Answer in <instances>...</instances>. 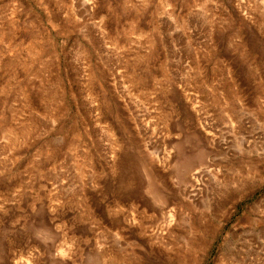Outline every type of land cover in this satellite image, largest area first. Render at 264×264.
I'll return each instance as SVG.
<instances>
[{
	"label": "rangeland",
	"instance_id": "374dc122",
	"mask_svg": "<svg viewBox=\"0 0 264 264\" xmlns=\"http://www.w3.org/2000/svg\"><path fill=\"white\" fill-rule=\"evenodd\" d=\"M0 264H264V0H0Z\"/></svg>",
	"mask_w": 264,
	"mask_h": 264
}]
</instances>
